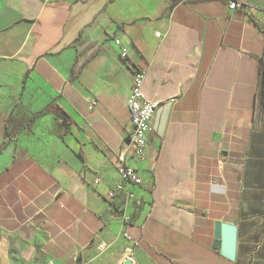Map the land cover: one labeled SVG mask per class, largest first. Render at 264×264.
<instances>
[{
    "label": "crops",
    "instance_id": "1",
    "mask_svg": "<svg viewBox=\"0 0 264 264\" xmlns=\"http://www.w3.org/2000/svg\"><path fill=\"white\" fill-rule=\"evenodd\" d=\"M251 7L264 0H0V85L24 122L51 105L69 117L50 108L11 140L0 129V264H264V25ZM136 69L147 99L172 103L143 159ZM120 161L142 185L122 184ZM217 222L237 226L235 261L213 249Z\"/></svg>",
    "mask_w": 264,
    "mask_h": 264
},
{
    "label": "built area",
    "instance_id": "2",
    "mask_svg": "<svg viewBox=\"0 0 264 264\" xmlns=\"http://www.w3.org/2000/svg\"><path fill=\"white\" fill-rule=\"evenodd\" d=\"M239 7H241V5L236 1H232L229 5L231 10H235ZM248 13L252 18L258 17L259 15V24L264 25V12L261 13L256 7H251L248 9ZM115 42L117 45L120 44L118 40ZM121 57L124 60L128 58L126 51H122ZM148 74V69H136L133 71L132 91L128 100V107L133 125V131L130 135V145L133 146L134 156L138 159H143L146 156L150 138L155 134L153 129L155 114L157 109L161 106L157 101L149 100L145 97L144 86ZM117 169L122 184L130 183L138 186L143 184V177L135 169L123 164V161L118 163ZM109 196L112 198L114 193L111 192ZM125 236L127 237V235ZM100 249L103 250L104 247L100 246Z\"/></svg>",
    "mask_w": 264,
    "mask_h": 264
},
{
    "label": "water",
    "instance_id": "3",
    "mask_svg": "<svg viewBox=\"0 0 264 264\" xmlns=\"http://www.w3.org/2000/svg\"><path fill=\"white\" fill-rule=\"evenodd\" d=\"M172 103L161 105L155 114L153 129L162 137L168 121ZM238 229L236 225L217 222L215 224V242L213 249L230 261H235L237 251Z\"/></svg>",
    "mask_w": 264,
    "mask_h": 264
},
{
    "label": "trees",
    "instance_id": "4",
    "mask_svg": "<svg viewBox=\"0 0 264 264\" xmlns=\"http://www.w3.org/2000/svg\"><path fill=\"white\" fill-rule=\"evenodd\" d=\"M263 72H264V69H263ZM50 108L53 109V112H54V114L56 115L57 118L62 119L64 121V123L67 124V121H68V118H69L68 115L64 111H62L58 106L51 105V106H48V107L44 108L43 110L35 113L31 117V119L27 120V122H21V121L17 122V119H15L13 116H10L8 118V120L6 121V124H5V138L7 140H11L12 139L13 134H11V131L14 128H15L14 130H18V131H15L16 134H18L19 131L23 130L24 128L25 129L26 128H31L32 125L34 124V122L37 119H39V118L51 113ZM19 126L21 128H19Z\"/></svg>",
    "mask_w": 264,
    "mask_h": 264
},
{
    "label": "rangeland",
    "instance_id": "5",
    "mask_svg": "<svg viewBox=\"0 0 264 264\" xmlns=\"http://www.w3.org/2000/svg\"><path fill=\"white\" fill-rule=\"evenodd\" d=\"M15 102V95L13 96L6 93L0 85V129L2 128L4 122L8 120L9 116H13L15 119L17 118V122H24L26 120L23 119L26 116V113L22 107L15 104ZM19 128L21 127L19 126ZM11 134H14V129L11 131Z\"/></svg>",
    "mask_w": 264,
    "mask_h": 264
}]
</instances>
